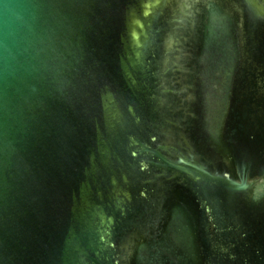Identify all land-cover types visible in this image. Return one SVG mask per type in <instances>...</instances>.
I'll list each match as a JSON object with an SVG mask.
<instances>
[{
  "label": "water",
  "instance_id": "water-1",
  "mask_svg": "<svg viewBox=\"0 0 264 264\" xmlns=\"http://www.w3.org/2000/svg\"><path fill=\"white\" fill-rule=\"evenodd\" d=\"M0 264H264V0H0Z\"/></svg>",
  "mask_w": 264,
  "mask_h": 264
}]
</instances>
